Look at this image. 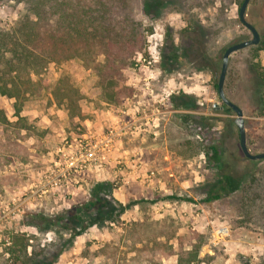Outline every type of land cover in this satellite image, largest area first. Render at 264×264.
<instances>
[{"label": "rangeland", "instance_id": "374dc122", "mask_svg": "<svg viewBox=\"0 0 264 264\" xmlns=\"http://www.w3.org/2000/svg\"><path fill=\"white\" fill-rule=\"evenodd\" d=\"M242 2L136 0L145 43L114 88L98 86L96 73L85 69L79 59L48 66L45 75L52 85L66 74L81 90L85 117L71 118L66 106L54 100L52 87L26 100L22 134L30 148L29 161H12L0 171V261L6 256L5 242L17 231L34 234L36 250L49 260L60 251L52 264H148L134 259L136 238L161 239L165 235L161 240L166 241L175 234L188 240L202 233L206 242L201 264H264V159L244 154L236 112L223 102L217 86L225 49L252 38L239 18ZM27 14L26 0H0V30H12ZM247 19L257 27L261 42L264 0L250 1ZM140 54L158 61L150 69L140 70V65L135 66ZM252 61L264 65V49L256 57L250 46L233 52L224 87L226 95L243 108L248 146L259 153L264 151V116H260L253 94ZM152 71L157 74L153 94L144 84V77ZM12 102L0 96V103L15 120ZM139 104L145 111L137 109ZM105 114L124 115V124L140 114L153 115L147 130L135 129L119 141L124 139L125 149L130 150L132 165L134 157H141L144 162L140 165L148 175L155 169L153 178L140 174L141 167L137 170L141 179H154V189L129 195L133 189L125 193V203L120 201L122 195L115 191L121 189L132 167L110 177L104 174L109 172L107 167L116 169L110 162L69 179L56 197L40 195L45 183L41 181L54 167L56 149L64 138L102 134L113 124ZM178 114L189 118L180 138H200L206 149L217 144L220 162L203 152L193 157L180 153L172 138L177 131L174 123L182 118ZM85 118L95 123H87ZM221 175L233 176L237 189L207 201L209 189ZM96 194H102L104 200L93 204ZM196 213L201 215L198 221L190 220L188 216ZM78 231L81 233L73 236ZM167 242L175 244L176 238ZM163 262L177 264V257L166 255Z\"/></svg>", "mask_w": 264, "mask_h": 264}, {"label": "trees", "instance_id": "16d2710c", "mask_svg": "<svg viewBox=\"0 0 264 264\" xmlns=\"http://www.w3.org/2000/svg\"><path fill=\"white\" fill-rule=\"evenodd\" d=\"M26 3L28 14L20 24L12 30H0V96L13 100L15 117L12 120L0 103V171L12 161H29L30 148L24 143L26 136L22 134L25 128L22 111L29 96L52 87L54 100L66 106L71 118L85 117L80 104L84 96L70 77L63 74L52 85V79L45 75L51 63L79 59L85 69L96 73L98 86L114 88L124 79L125 68L131 65L134 54L142 50L145 43L142 21L137 18L136 0H26ZM250 49L254 57L258 56L264 49V39ZM251 71L255 82L253 94L259 114L264 116V65L252 61ZM172 100L176 104L175 96ZM178 115L182 118L174 123L177 131L172 138L176 139L180 153L193 157L203 152L220 162L217 144L206 149L200 138H180H183L189 118ZM177 132L181 136H177ZM233 182H236L233 176L221 175L216 186L209 189L206 200L229 195L238 187ZM103 200L102 194H96L92 203ZM80 233L75 232L73 236ZM174 237L176 243L169 244L168 239ZM34 238V234L13 232L5 242L6 256L0 264H52L60 251L49 260L45 253L36 250ZM204 238L202 233L188 240L175 234L168 236L166 241L139 238L142 246L136 248V261L163 264L162 254H172L178 256L177 264H201L205 259L201 256Z\"/></svg>", "mask_w": 264, "mask_h": 264}, {"label": "built area", "instance_id": "2783aa9c", "mask_svg": "<svg viewBox=\"0 0 264 264\" xmlns=\"http://www.w3.org/2000/svg\"><path fill=\"white\" fill-rule=\"evenodd\" d=\"M158 59H150L148 56L140 54L135 62V66L140 65L142 68L150 69L153 62ZM157 74L152 71L148 76L144 77L146 89L151 90L153 94L152 82L156 79ZM140 103V102H138ZM153 115H144L141 119L135 118L134 121L123 125H116L108 128L102 134L84 133L75 137L66 136L63 143L57 147V159L54 160V167L45 175L41 181L45 182L41 189V194L56 197L60 188L67 184L69 179L81 174L84 171L92 169L94 166H104L105 164L114 163L116 169L122 170V166L128 164L130 160L115 159L112 154L117 146L118 141L126 135L132 133L140 121L149 125L153 121ZM133 158L134 164H142L138 162L140 157ZM118 174V173H117ZM156 174L155 170L149 172V177ZM225 228H222L223 230ZM224 232V231H222Z\"/></svg>", "mask_w": 264, "mask_h": 264}, {"label": "crops", "instance_id": "0c3cea01", "mask_svg": "<svg viewBox=\"0 0 264 264\" xmlns=\"http://www.w3.org/2000/svg\"><path fill=\"white\" fill-rule=\"evenodd\" d=\"M140 105V104H139ZM139 107H142L141 105L140 106H138V108L137 109H139ZM141 110H143V111H145V109L142 107L141 108ZM83 111H85V110H83ZM145 114V113H144ZM144 114L143 115H137V118H139V119H141L143 116H144ZM105 116H106V118H110V120H111V123H113L111 126H116V125H122V124H124V121L123 120H125V116L124 115H122V114H120V116H119V118H118V116L117 115H115V116H113V115H110V114H105ZM75 118V117H74ZM86 119V118H85ZM86 122L87 123H92V124H94L95 122L93 121V119H89V118H87L86 119ZM143 127L147 130L148 128H147V125L146 124H144V122L143 121H140L139 122V124H138V126H137V129L135 130V132H137L138 130V132H141L142 131V129H143ZM127 136V135H126ZM126 136H124V137H126ZM126 148V144L124 143V139L123 140H121V141H119L118 143H117V146H116V150H115V152H114V154H113V157L114 158H117V159H123V158H126V159H130V150L129 149H125ZM139 153H141V151H138ZM129 155V156H128ZM138 162H141L142 164H143V162H144V159H142L141 157H140V159H138ZM130 162H128V165L126 164V165H123L122 166V170H121V172H122V174L127 170V167H129V166H131L132 167V170H128V172L126 173V174H128V177H127V179H125L124 181H123V185H122V187H121V189L119 190H117V191H115V194L116 195H118V193L119 194H121L122 196L120 197L119 196V199H120V201H122V202H124L125 203V201H126V199L128 198V196L127 195H125V193H128V192H130L131 190H133V192H130V194L129 195H137L138 193H142V194H145V191H151L152 189H154V188H152V187H155V186H152V185H154V179H149V181L150 182H147L145 179H141L140 178V174L141 173H143V174H145V175H147L148 176V173H147V171L146 170H144V168L142 167L143 165H138V164H135V165H132V163H130ZM133 163H135V162H133ZM113 164V163H112ZM114 165V164H113ZM141 167V172H140V174H138L139 172L137 171L139 168ZM106 169H108L107 171H109V172H107V173H104L106 176H110V177H113V176H115L117 173H120V170L119 169H112L111 170V167H107ZM143 169V170H142ZM153 170H155V169H153ZM138 172V173H137ZM142 174V175H143ZM156 175V174H155ZM154 175V176H155ZM153 176V177H154ZM152 177V178H153ZM140 179L139 180V185H137V179ZM146 182H147V184H146ZM145 184V185H144ZM118 191H120V192H118ZM189 217V219L190 220H193V221H198V219L201 217V215L199 214V213H196V214H192V215H190V216H188ZM139 238L140 237H138V238H136L135 240H133V246H134V249H135V257H134V259L136 260V257H137V255H136V248L137 247H141L142 246V243L140 242V241H138L139 240ZM142 238V237H141ZM161 239H162V237H161ZM204 246V245H203ZM166 255H172V254H162V256L160 257V260L162 261V263L164 264V262H163V259H165V256ZM173 256H176L177 257V260H178V256L177 255H173ZM139 262V261H138ZM146 262V261H145ZM140 263V262H139ZM142 263H144V262H142Z\"/></svg>", "mask_w": 264, "mask_h": 264}, {"label": "water", "instance_id": "95a60500", "mask_svg": "<svg viewBox=\"0 0 264 264\" xmlns=\"http://www.w3.org/2000/svg\"><path fill=\"white\" fill-rule=\"evenodd\" d=\"M250 1L251 0H243L240 6V9H239V18L241 22L252 32V38L246 39L240 42L232 43L225 49L223 57H222L221 73H220V77L218 80V93L221 99L223 100V102L227 104L229 107H231L236 112L235 122L239 129L240 144H241L244 154L246 155V157L256 160V159H264V151L259 152V153L251 152L248 146L244 110L239 104L232 101L226 95L225 87H224L231 54L243 48H246L252 45H257L260 43V40H261V36H260V33L257 27L247 19V9H248V5Z\"/></svg>", "mask_w": 264, "mask_h": 264}]
</instances>
